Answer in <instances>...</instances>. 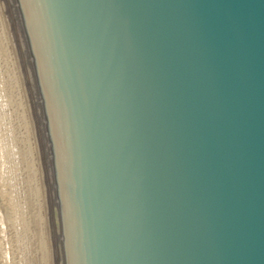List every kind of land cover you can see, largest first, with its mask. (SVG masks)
<instances>
[{
    "label": "water",
    "instance_id": "obj_1",
    "mask_svg": "<svg viewBox=\"0 0 264 264\" xmlns=\"http://www.w3.org/2000/svg\"><path fill=\"white\" fill-rule=\"evenodd\" d=\"M0 143L23 264H264V0H0Z\"/></svg>",
    "mask_w": 264,
    "mask_h": 264
},
{
    "label": "rangeland",
    "instance_id": "obj_2",
    "mask_svg": "<svg viewBox=\"0 0 264 264\" xmlns=\"http://www.w3.org/2000/svg\"><path fill=\"white\" fill-rule=\"evenodd\" d=\"M16 209L17 203L0 143V264H23Z\"/></svg>",
    "mask_w": 264,
    "mask_h": 264
},
{
    "label": "bare ground",
    "instance_id": "obj_3",
    "mask_svg": "<svg viewBox=\"0 0 264 264\" xmlns=\"http://www.w3.org/2000/svg\"><path fill=\"white\" fill-rule=\"evenodd\" d=\"M18 214V212H17V209H16V215ZM6 228V227H5ZM7 229V228H6ZM4 232H6L5 230H4ZM5 240V239H4Z\"/></svg>",
    "mask_w": 264,
    "mask_h": 264
}]
</instances>
